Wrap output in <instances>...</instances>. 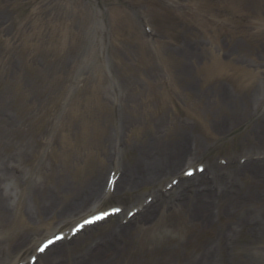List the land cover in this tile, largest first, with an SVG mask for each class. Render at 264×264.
Returning a JSON list of instances; mask_svg holds the SVG:
<instances>
[{
	"label": "rangeland",
	"instance_id": "374dc122",
	"mask_svg": "<svg viewBox=\"0 0 264 264\" xmlns=\"http://www.w3.org/2000/svg\"><path fill=\"white\" fill-rule=\"evenodd\" d=\"M175 2L186 9L169 11L162 0H0V93L10 99L13 116L12 128H0L4 160L17 154L29 175L51 169L50 174H42L47 187L60 174L74 186L85 184V191L99 170L100 178L107 172L108 146L103 144L115 116L122 127L129 118L126 109L112 106L106 95L117 78L137 85L133 99L139 92L158 108L170 107L169 121L163 125H170L174 133L177 117L189 116L194 121L189 138L204 150L211 147L212 156L264 149V135H252L254 125L264 129V116L253 115L249 96L257 87V70L264 67V0H210V6L197 0ZM25 3H33L32 16L18 21ZM141 20L151 23L158 41L144 39ZM100 64L107 75L99 73ZM125 66L132 68L124 75ZM143 69L148 72L141 73ZM109 75L112 82L105 78ZM241 107L248 118L237 121L232 114ZM143 110L148 112L147 107ZM135 135L136 140L132 139ZM138 138L133 129L123 148L126 168L134 157L130 145ZM202 153L196 152V161L203 159ZM178 165L173 172L163 171L162 177L158 173L153 182L167 181L180 161ZM247 180L251 183V178ZM144 190L134 193L131 201ZM92 198L96 197L92 194ZM29 203L26 198L24 204ZM30 205L34 207L32 200ZM188 208H174L177 214L162 210L150 221L128 229L116 249L112 244L105 251V246L86 264L176 260L173 256L179 255L181 242L173 246L169 232L178 233V225H186ZM83 211L73 202L61 212L39 214L36 230L28 226L23 214L9 222L0 218L4 230L0 237H11L20 246L29 233L52 232L63 218L76 219ZM217 223L216 218L213 224ZM19 228L26 229L23 235L16 234ZM208 230L198 235L190 229L178 233L187 237L182 245L188 257L209 240ZM84 245L64 252L63 264H75L74 251ZM51 262L46 260V264Z\"/></svg>",
	"mask_w": 264,
	"mask_h": 264
},
{
	"label": "bare ground",
	"instance_id": "6f19581e",
	"mask_svg": "<svg viewBox=\"0 0 264 264\" xmlns=\"http://www.w3.org/2000/svg\"><path fill=\"white\" fill-rule=\"evenodd\" d=\"M148 146H149L150 151L154 149L151 142H149ZM173 157H174V155L171 157V159H173ZM162 167H164V164H163V162H160L159 160H156V161L151 162V163H147V162H143V159L141 157H139L136 160L133 167H130L131 170L127 171V173H126V175L130 179H132L133 182L123 185L122 189L123 188H130L131 191H135L137 185H139V182L143 183V185H144V183H147L146 181L148 180L149 175L152 174L153 172L158 171ZM136 179H137V181H136ZM62 196H63V187L56 185V187L53 191V194H52V204L55 201H57L59 199V197H62ZM77 198H79V196ZM56 208H58V206H56ZM195 215L199 216V214H195Z\"/></svg>",
	"mask_w": 264,
	"mask_h": 264
},
{
	"label": "snow or ice",
	"instance_id": "6c2138e0",
	"mask_svg": "<svg viewBox=\"0 0 264 264\" xmlns=\"http://www.w3.org/2000/svg\"><path fill=\"white\" fill-rule=\"evenodd\" d=\"M189 175H191V173H188ZM120 211V209H115L113 211V213H107V212H103L101 214H98V215H94L91 219L89 220H86L85 223L86 224H90V223H95L96 221H99V220H103L105 219L108 215H114L116 213H118ZM129 215H134V213H130ZM56 239H60L59 237H57ZM55 243V240H48L47 242H43L39 248H38V251L40 252H44L45 249H47L49 247V245Z\"/></svg>",
	"mask_w": 264,
	"mask_h": 264
}]
</instances>
